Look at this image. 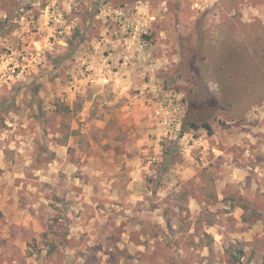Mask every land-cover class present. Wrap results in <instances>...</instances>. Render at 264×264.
Segmentation results:
<instances>
[{
	"label": "rangeland",
	"instance_id": "obj_1",
	"mask_svg": "<svg viewBox=\"0 0 264 264\" xmlns=\"http://www.w3.org/2000/svg\"><path fill=\"white\" fill-rule=\"evenodd\" d=\"M0 264H264V0H0Z\"/></svg>",
	"mask_w": 264,
	"mask_h": 264
},
{
	"label": "crops",
	"instance_id": "obj_2",
	"mask_svg": "<svg viewBox=\"0 0 264 264\" xmlns=\"http://www.w3.org/2000/svg\"><path fill=\"white\" fill-rule=\"evenodd\" d=\"M122 46H124V45H122ZM116 56H117V53H108L106 59H104V55L102 56V59L101 60H99L98 58H94L93 59V62H95L94 67L96 66L97 74H102L103 75V73H107V71L110 72V69H109L110 62L109 61H114V60L116 62L120 63L119 64V69L121 70L124 67V64L126 63V62H124V63H122V62L127 57L126 56L125 57L120 56V57H118L119 60H117V57ZM114 66H118V65L115 63Z\"/></svg>",
	"mask_w": 264,
	"mask_h": 264
},
{
	"label": "trees",
	"instance_id": "obj_3",
	"mask_svg": "<svg viewBox=\"0 0 264 264\" xmlns=\"http://www.w3.org/2000/svg\"><path fill=\"white\" fill-rule=\"evenodd\" d=\"M191 128L196 130V129H199V128H203L205 129L208 133H210V126L207 124V123H202L201 125H198V124H191Z\"/></svg>",
	"mask_w": 264,
	"mask_h": 264
}]
</instances>
